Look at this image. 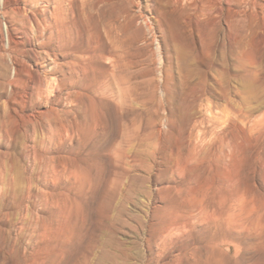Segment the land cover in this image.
Segmentation results:
<instances>
[{
  "label": "rangeland",
  "instance_id": "rangeland-1",
  "mask_svg": "<svg viewBox=\"0 0 264 264\" xmlns=\"http://www.w3.org/2000/svg\"><path fill=\"white\" fill-rule=\"evenodd\" d=\"M0 264H264V0H0Z\"/></svg>",
  "mask_w": 264,
  "mask_h": 264
},
{
  "label": "bare ground",
  "instance_id": "bare-ground-1",
  "mask_svg": "<svg viewBox=\"0 0 264 264\" xmlns=\"http://www.w3.org/2000/svg\"><path fill=\"white\" fill-rule=\"evenodd\" d=\"M46 46V45H45ZM69 88V87H68Z\"/></svg>",
  "mask_w": 264,
  "mask_h": 264
}]
</instances>
